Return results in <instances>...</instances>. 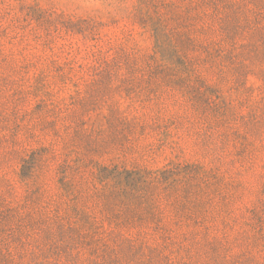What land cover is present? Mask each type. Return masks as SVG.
Here are the masks:
<instances>
[{
  "label": "rangeland",
  "instance_id": "374dc122",
  "mask_svg": "<svg viewBox=\"0 0 264 264\" xmlns=\"http://www.w3.org/2000/svg\"><path fill=\"white\" fill-rule=\"evenodd\" d=\"M0 264H264V0H0Z\"/></svg>",
  "mask_w": 264,
  "mask_h": 264
}]
</instances>
